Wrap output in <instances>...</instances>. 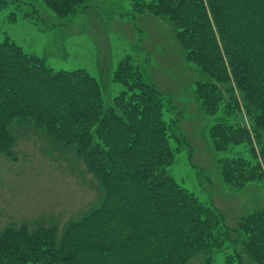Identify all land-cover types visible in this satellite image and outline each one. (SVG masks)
Listing matches in <instances>:
<instances>
[{
    "label": "trees",
    "instance_id": "trees-1",
    "mask_svg": "<svg viewBox=\"0 0 264 264\" xmlns=\"http://www.w3.org/2000/svg\"><path fill=\"white\" fill-rule=\"evenodd\" d=\"M41 1L67 16L88 0ZM7 4L0 0V8ZM134 10L171 21L186 61L202 73L193 95L215 119L209 127L214 150L249 148L248 155L218 158L221 179L237 188L261 179L264 0H135ZM145 73L133 56L120 59L112 79L124 89L106 106L86 70H53L10 37L1 42L0 152L15 143L12 123L29 119L74 148L104 198L60 236L40 235L37 247L24 232L8 229L0 236V264H186L201 252H214L204 264H215L218 253L225 264H264V207L232 231L214 204L165 172L178 151L174 140L182 139L181 118L173 116V99ZM238 113L243 125L227 121Z\"/></svg>",
    "mask_w": 264,
    "mask_h": 264
},
{
    "label": "rangeland",
    "instance_id": "rangeland-1",
    "mask_svg": "<svg viewBox=\"0 0 264 264\" xmlns=\"http://www.w3.org/2000/svg\"><path fill=\"white\" fill-rule=\"evenodd\" d=\"M20 1L9 0L0 8V44L8 36L53 70H86L99 82L106 106L124 89L112 79L118 61L133 56L145 77L173 99V116L181 118L182 139L174 140L178 151L165 172L198 200L214 204L232 231L248 212L264 207V166L259 167L261 179L241 188L221 179L218 158L230 152L248 155L249 148L241 144L232 151L214 150L209 127L215 119L201 112L193 95L203 75L186 61L171 21L136 12L135 0H88L86 8L67 16L52 12L41 0ZM33 9L30 18L23 16ZM227 121L244 124L239 113ZM11 127L15 143L7 153L0 152V236L12 228L37 247L40 235L60 236L67 223L98 208L104 190L73 147L54 141L26 118ZM260 139L264 143V131ZM213 254L201 252L186 264H204L205 255ZM214 263L225 264L220 253Z\"/></svg>",
    "mask_w": 264,
    "mask_h": 264
}]
</instances>
